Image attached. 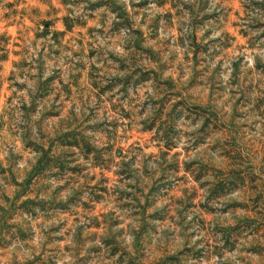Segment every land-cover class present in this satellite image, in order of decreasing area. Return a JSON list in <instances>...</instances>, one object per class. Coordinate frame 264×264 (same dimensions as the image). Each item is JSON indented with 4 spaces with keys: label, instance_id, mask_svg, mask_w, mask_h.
<instances>
[{
    "label": "rangeland",
    "instance_id": "obj_1",
    "mask_svg": "<svg viewBox=\"0 0 264 264\" xmlns=\"http://www.w3.org/2000/svg\"><path fill=\"white\" fill-rule=\"evenodd\" d=\"M0 264H264V0H0Z\"/></svg>",
    "mask_w": 264,
    "mask_h": 264
}]
</instances>
